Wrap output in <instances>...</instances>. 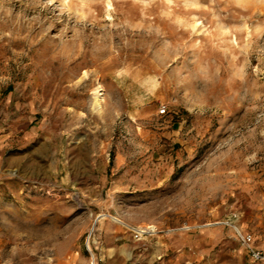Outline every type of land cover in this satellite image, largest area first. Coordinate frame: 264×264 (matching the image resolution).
Masks as SVG:
<instances>
[{
  "label": "rangeland",
  "instance_id": "1",
  "mask_svg": "<svg viewBox=\"0 0 264 264\" xmlns=\"http://www.w3.org/2000/svg\"><path fill=\"white\" fill-rule=\"evenodd\" d=\"M235 213L264 249V0H0V264H249Z\"/></svg>",
  "mask_w": 264,
  "mask_h": 264
},
{
  "label": "built area",
  "instance_id": "2",
  "mask_svg": "<svg viewBox=\"0 0 264 264\" xmlns=\"http://www.w3.org/2000/svg\"><path fill=\"white\" fill-rule=\"evenodd\" d=\"M166 110L162 109L161 114H165ZM239 215L238 214H232V217L229 218L228 222H225L224 224L229 225L232 227V229L236 232L237 237L243 247L248 251L251 259L254 262L258 263H264V249H257L255 248L253 244V236L251 234L245 235L241 232L238 223H239ZM156 229H147L145 231L140 230L136 234L139 235L140 237H146V236H151L153 234H156Z\"/></svg>",
  "mask_w": 264,
  "mask_h": 264
},
{
  "label": "crops",
  "instance_id": "3",
  "mask_svg": "<svg viewBox=\"0 0 264 264\" xmlns=\"http://www.w3.org/2000/svg\"><path fill=\"white\" fill-rule=\"evenodd\" d=\"M240 227H241V225H240ZM240 230H241V232H242L243 234H245V235L251 234L250 232H247V231H245V230L242 229V228H240ZM132 236L134 237V235H132ZM156 236H158V235H156ZM156 236H155V237H156ZM236 239H237V238H236ZM145 240H147V239H143V240H135V242H144ZM238 241H239V239H238ZM239 243H240V241H239ZM253 244H254L255 248H257V249H261L260 247H258V246L256 245V241H255L254 238H253ZM240 246H241V252H242V254H244V256L248 259L249 264H264V263L254 262V261L251 259V257H250V255H249L248 251L245 249V247H243V246L241 245V243H240ZM159 248H162V251H167L166 248H168V247H159ZM189 256H190V253H188V256L185 257V258H186L185 261L187 260L188 263L191 261L190 258H189ZM180 258H184V255L181 254V255L177 256V257H176V260H175L173 263H176V264H177V263L179 262Z\"/></svg>",
  "mask_w": 264,
  "mask_h": 264
},
{
  "label": "bare ground",
  "instance_id": "4",
  "mask_svg": "<svg viewBox=\"0 0 264 264\" xmlns=\"http://www.w3.org/2000/svg\"><path fill=\"white\" fill-rule=\"evenodd\" d=\"M101 97H102V94H100V95H98L96 97V106H97L98 109L101 108V104H100L101 101H102V98ZM112 220H114L117 223L123 224V222L121 220L117 219V218H112ZM150 228L153 229V227H150Z\"/></svg>",
  "mask_w": 264,
  "mask_h": 264
}]
</instances>
